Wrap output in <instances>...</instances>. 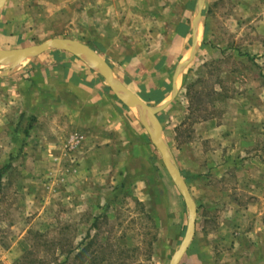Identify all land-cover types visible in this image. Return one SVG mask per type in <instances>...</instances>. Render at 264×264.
<instances>
[{"label":"rangeland","instance_id":"obj_1","mask_svg":"<svg viewBox=\"0 0 264 264\" xmlns=\"http://www.w3.org/2000/svg\"><path fill=\"white\" fill-rule=\"evenodd\" d=\"M198 3L6 0L0 49L76 40L116 78L132 81L126 86L145 103L167 102L156 115L197 206L195 233L178 264H264V0L202 1L195 50L172 96L193 35L185 58L169 66L144 48L163 19L178 20L180 8L194 13L193 31ZM105 37L132 49L108 50ZM151 54L153 68L141 64L125 77L131 56L150 62ZM16 60L0 61V167L9 164L0 176V264H169L189 214L141 111L126 109L118 131L105 125L96 136L106 143L96 146L62 106L65 84L55 91L44 83L71 69L83 77L77 70L87 68L113 96L104 106L116 107L121 101L90 61L57 49ZM152 74L154 87L133 82ZM233 133L244 135L240 149Z\"/></svg>","mask_w":264,"mask_h":264},{"label":"crops","instance_id":"obj_2","mask_svg":"<svg viewBox=\"0 0 264 264\" xmlns=\"http://www.w3.org/2000/svg\"><path fill=\"white\" fill-rule=\"evenodd\" d=\"M186 1L188 0H184V2ZM101 7L102 8L100 9L102 12H100V18H101L100 23H99L100 28L103 23L104 15L106 14L105 10L103 9L107 7V4H104ZM190 12L192 11L190 10ZM163 14L165 15L164 12ZM190 14L191 15L188 16L187 8H182V9L180 8L179 18L174 23L173 22L171 23L170 20H167L168 22L167 21L165 22V19H163L162 26H160L162 28H160L159 31L155 29L152 31L151 35L154 36L153 38L154 43L144 49L145 50L147 49L149 52L151 51L160 52L162 59L166 60V65L168 66L171 65V63L175 60L178 62L184 59L187 52L190 49L192 35H193L191 21L193 19L194 13H190ZM167 19H168V16H167ZM196 35H197V32H196ZM155 37H158L159 39L157 44H156ZM102 41H105V43H107L108 50L117 51V50L132 49V46L131 47L129 45L127 46L126 42L124 41L117 42V40L114 39V37H105V40H102ZM139 49H143V48L140 47ZM156 56H157L156 54L155 55L151 54L149 58L152 57V61L150 62H148L149 60H147L146 57L144 58L142 56H137V57L131 56L129 60L126 63H124L122 66L123 71L127 73L125 77H130L134 72H136V70H139L138 67L136 66H141V64H143V66H150L153 68ZM79 70L82 73H84L83 75L84 78L79 77V76L76 77L73 74H71V72L76 71V69L75 70L71 69L70 70L71 72H68L65 77L59 74H56L54 76L48 75V77L44 79V83H48L47 84L48 86H46L47 90L54 89L55 91L61 88L59 87L61 84H65L64 91L66 93V98H65L66 102H64V105L62 106L67 107V110L69 112H72V114L76 115L77 119L75 121L78 123H81L82 128L87 130L85 131L84 129H82L83 131L86 132V134L84 135L85 138H90V139L93 138L94 140L98 139L96 140L94 144H96V146L98 145L104 146V143L106 142H102L99 138L100 136H96V134L98 132H101V130H103V127L107 124L110 127V129L114 127L113 129L117 130V127L121 125L123 122V116L126 112V109L131 110L134 107H129V106H126L125 104L122 106L123 104L122 102H121L122 104L121 103L118 104V102L117 103L114 102L117 104L118 107L113 106V108H106L104 104L109 99V97H113L111 96L110 92H107L106 84L99 78L97 74L93 72L90 73L89 70H87V68H83L80 66V68H78L77 71ZM120 78L122 79H119V80L123 84L125 83L124 84L125 86H126V83L128 84L132 82V81L125 80L124 75H122V77ZM156 79L157 78H155V76L152 74V76H150L149 79L137 80L133 82L144 83L145 87L149 89L152 86L154 87V85L152 84L149 86L148 84L150 82L151 83L156 82L157 81ZM126 87L129 88L132 92H135L134 89H132V87H129L128 85ZM40 89H42L41 91L44 90V88H40ZM164 98L165 96L163 97V99ZM54 100H57V99H54ZM114 101H117V100L114 99ZM87 124L89 126V129H88V126H86ZM234 132H236V130ZM234 134H236L235 136L238 135V133H233L232 135ZM237 140L238 141L236 144L238 148L240 149V146H243L244 144L243 133H240L238 135ZM111 145L112 143L109 144V146ZM189 192H190V189H189Z\"/></svg>","mask_w":264,"mask_h":264},{"label":"water","instance_id":"obj_3","mask_svg":"<svg viewBox=\"0 0 264 264\" xmlns=\"http://www.w3.org/2000/svg\"><path fill=\"white\" fill-rule=\"evenodd\" d=\"M202 1L199 0L197 14L195 16V21L193 25V48L191 50L190 56L187 60L181 62L176 70L174 75V84L172 96L176 92V81L178 74L182 68L187 64L191 59L193 51L196 46V32H197V23L200 18V11L202 7ZM6 0H0V8L4 6ZM57 49L65 52H69L75 56L85 58L93 65L97 73L102 76L106 81L107 85L115 96L126 106L135 107L139 109L145 119V125L149 131L151 141L158 150L162 163L170 176L172 182L177 187L180 195L183 198V201L187 207L189 218L186 226V230L180 244L178 245L176 251L173 253L169 264H178L183 255L185 254L195 231V223L197 217V207L194 199L192 198L188 186L181 175L179 169L175 166L170 158L169 151L164 142V134L160 120L157 117V112L163 109L167 102L161 104L158 107H152L145 103L139 96L127 88L118 78H116L105 60L96 53L93 49L76 40L65 39V38H51L44 40L38 44L32 46H26L22 48H13V49H0V61L9 59V58H26L38 55L39 53L49 50Z\"/></svg>","mask_w":264,"mask_h":264},{"label":"trees","instance_id":"obj_4","mask_svg":"<svg viewBox=\"0 0 264 264\" xmlns=\"http://www.w3.org/2000/svg\"><path fill=\"white\" fill-rule=\"evenodd\" d=\"M9 168V164H4L0 167V176Z\"/></svg>","mask_w":264,"mask_h":264},{"label":"bare ground","instance_id":"obj_5","mask_svg":"<svg viewBox=\"0 0 264 264\" xmlns=\"http://www.w3.org/2000/svg\"><path fill=\"white\" fill-rule=\"evenodd\" d=\"M23 59H25V58H21V59H17L15 62H13L12 63V65H17L18 64V61H20V60H23ZM7 62V61H6ZM11 64L9 63V66H10Z\"/></svg>","mask_w":264,"mask_h":264}]
</instances>
